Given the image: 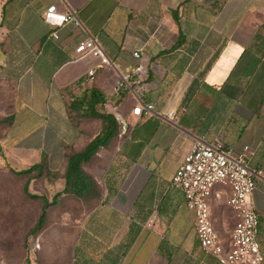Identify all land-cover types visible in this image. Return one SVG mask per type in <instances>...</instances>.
<instances>
[{
  "label": "crops",
  "instance_id": "obj_1",
  "mask_svg": "<svg viewBox=\"0 0 264 264\" xmlns=\"http://www.w3.org/2000/svg\"><path fill=\"white\" fill-rule=\"evenodd\" d=\"M52 5L71 10L79 24L51 29L42 15ZM88 38L109 64L77 57ZM121 78L128 85L116 93ZM140 102L153 106L151 116L132 115ZM97 115L113 117L118 129L82 165L99 196L61 198L76 202L69 224L78 253L42 264H219L200 249L183 195L171 185L198 138L221 141L231 154L247 147L249 168L262 171L251 201L264 254V0H6L0 152L24 169L61 164L63 175L65 156L108 128ZM223 202L211 199L212 221L233 229Z\"/></svg>",
  "mask_w": 264,
  "mask_h": 264
},
{
  "label": "built area",
  "instance_id": "obj_2",
  "mask_svg": "<svg viewBox=\"0 0 264 264\" xmlns=\"http://www.w3.org/2000/svg\"><path fill=\"white\" fill-rule=\"evenodd\" d=\"M42 20L51 29L78 21L71 10L59 11L55 5L49 6ZM57 38L56 32L52 34ZM77 57L88 55L109 64L99 45L93 38L81 42L75 48ZM138 57L137 53L133 54ZM94 71L87 72V80H92ZM125 78L116 86V93L127 87ZM152 105L138 103L132 109V115L151 116ZM165 119L175 126L177 114L169 111ZM249 149L244 147L238 154L226 151L221 141L206 142L198 138L185 155L182 164L176 169L171 185L178 189L185 205L192 215L193 226L199 247L213 256L219 264H264V254L258 239L259 218L251 197L256 191V179L262 177V171H253L248 166ZM225 197L227 206L235 216V224L230 232L220 233L212 221L211 199Z\"/></svg>",
  "mask_w": 264,
  "mask_h": 264
},
{
  "label": "rangeland",
  "instance_id": "obj_3",
  "mask_svg": "<svg viewBox=\"0 0 264 264\" xmlns=\"http://www.w3.org/2000/svg\"><path fill=\"white\" fill-rule=\"evenodd\" d=\"M5 1L0 0V7ZM54 167L57 171L47 170L51 176L42 175L30 180L28 190L31 195H42L51 200L54 189L63 182V165L50 166L51 169ZM24 168L26 166L15 163L10 156L0 152V264H42L48 263L52 257L70 258L72 252L78 253V248L73 247L76 229L73 226L71 230L69 224V208L74 207L76 202L63 198L62 206L48 207L47 227L38 234L29 235L40 214L41 202L23 193L27 178L16 175L14 171ZM219 205L226 216L227 205L224 202ZM215 229L220 233L230 232L232 224L219 219L215 222Z\"/></svg>",
  "mask_w": 264,
  "mask_h": 264
},
{
  "label": "trees",
  "instance_id": "obj_4",
  "mask_svg": "<svg viewBox=\"0 0 264 264\" xmlns=\"http://www.w3.org/2000/svg\"><path fill=\"white\" fill-rule=\"evenodd\" d=\"M97 116L110 123L108 128L86 145L82 151L67 154L65 156L66 166L64 173L61 176L64 180V188L62 191L55 193L50 201L42 195H31L28 190L31 179L42 175L51 176V173H48V171L45 170V165L43 163L32 165L27 169L14 171L16 175L27 178L22 189L23 193L30 199H36L41 202L40 214L38 215L35 224L30 229L29 235L38 234L45 228L47 207L51 205H59L62 201V196L72 197L84 203L91 202L98 198V186L95 181L82 170V165L88 163L100 147L107 146L110 140L117 136L118 129L116 124L112 122V119H114L113 117L106 115Z\"/></svg>",
  "mask_w": 264,
  "mask_h": 264
}]
</instances>
